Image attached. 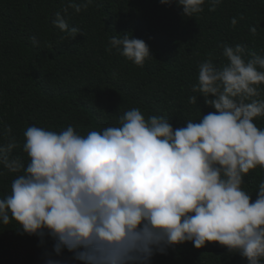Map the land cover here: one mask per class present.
Masks as SVG:
<instances>
[{"label":"clouds","instance_id":"obj_1","mask_svg":"<svg viewBox=\"0 0 264 264\" xmlns=\"http://www.w3.org/2000/svg\"><path fill=\"white\" fill-rule=\"evenodd\" d=\"M222 2L207 0L209 11ZM92 3L68 0L52 23L75 37L68 10L80 13ZM176 3L193 17L206 0ZM249 31L256 35L257 28ZM221 47L226 63L217 67L209 58L198 66L192 92L215 109L198 122L174 128L131 108L118 126L85 135L71 125L59 132L32 125L24 131L26 165L13 155L18 143L4 125L0 165L22 174L0 198V223L14 220L41 243L50 238L58 259L44 264H152L156 254L185 242L197 249L218 242L247 264H264V180L255 200L242 187L250 170L264 168V128L254 122L264 116V54L243 44ZM112 49L140 67L151 57L143 39L127 34L112 36ZM198 96L189 102L197 104Z\"/></svg>","mask_w":264,"mask_h":264},{"label":"trees","instance_id":"obj_2","mask_svg":"<svg viewBox=\"0 0 264 264\" xmlns=\"http://www.w3.org/2000/svg\"><path fill=\"white\" fill-rule=\"evenodd\" d=\"M67 2L0 0V132L4 125L11 126L18 143L13 155L24 165L29 160L22 150L24 131L32 125L57 132L71 125L85 135L118 126L119 116L131 108H139L146 119L162 116L174 128L188 120L198 122L215 111L192 92L199 64L209 58L217 67L226 63L223 44H243L249 53L264 54V0H223L215 11H209L206 0L204 11L193 17L183 15L176 0H93L80 13L68 10L69 28L79 29L75 37L52 23ZM250 27L257 28L256 35ZM126 34L148 44L151 57L143 67L115 49L108 51L112 36ZM259 88L264 99V85ZM193 95L197 104L189 102ZM254 122L264 128V116ZM20 174L0 165V198L11 194V183ZM262 180L260 167L244 176L242 187L253 200ZM47 258L58 259L50 238L41 243L14 220L0 223V264H44ZM152 264L247 261L218 242L200 249L185 242L156 254Z\"/></svg>","mask_w":264,"mask_h":264}]
</instances>
